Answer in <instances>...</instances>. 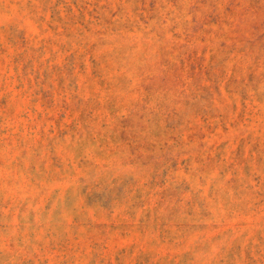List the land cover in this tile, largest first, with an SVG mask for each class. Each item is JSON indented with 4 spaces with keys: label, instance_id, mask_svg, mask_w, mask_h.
Returning a JSON list of instances; mask_svg holds the SVG:
<instances>
[{
    "label": "rangeland",
    "instance_id": "obj_1",
    "mask_svg": "<svg viewBox=\"0 0 264 264\" xmlns=\"http://www.w3.org/2000/svg\"><path fill=\"white\" fill-rule=\"evenodd\" d=\"M0 264H264V0H0Z\"/></svg>",
    "mask_w": 264,
    "mask_h": 264
}]
</instances>
